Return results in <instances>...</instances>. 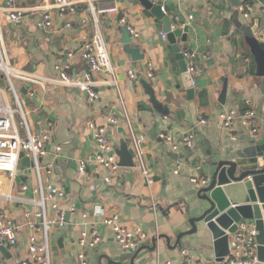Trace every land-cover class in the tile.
<instances>
[{"label":"crops","instance_id":"0c3cea01","mask_svg":"<svg viewBox=\"0 0 264 264\" xmlns=\"http://www.w3.org/2000/svg\"><path fill=\"white\" fill-rule=\"evenodd\" d=\"M16 1L20 5L28 2L40 5L44 0ZM246 1L253 4L255 11L250 19H243L239 7H234L231 0H163V10L174 20L172 27L179 43L184 26H191L183 50L195 54V95L192 98L188 97L172 45L168 38L166 41L161 36L165 33L163 21L145 9L139 0H87L77 5L75 13L65 16L55 9L52 11L54 25L50 29L37 27L42 11L28 12L18 25L6 28L5 45L10 63L34 78L15 82L31 131L35 135L43 132L52 135L47 143L50 153L43 160L55 167V173L45 176V182L53 183L66 193L61 207L69 213L68 225L63 229L55 228L51 233L54 264H77L78 239L93 223L99 226L102 240L91 250V264H116L112 261L121 264H219L212 251L206 255L210 261H205L201 254L202 244H211L210 236L203 239L200 234H192L184 237L181 244L175 246V243L180 232L191 228L186 207L190 205L192 211L197 200L191 178H206L213 170L212 161L233 155L252 140L264 143L263 78L256 76L252 55L239 43L243 32L234 20V14L238 13L242 23L254 25L258 21L259 35L264 37V8L260 6L264 0H240V4ZM112 6L120 7L119 15H97V24L107 42L114 68V75L104 71L97 73L99 98L90 101L83 91L47 81V77L57 76L55 66L58 63L68 64L73 78L88 69L80 51L84 41L96 30L92 8ZM120 18L140 34L138 39L133 38L140 46L143 60L134 61L124 49L119 27L126 23L121 24ZM69 22L72 27L67 26ZM70 52H74L73 57H67ZM149 68L153 71L152 78L146 77ZM130 70L135 72L137 80L130 78ZM141 78L147 79L159 100L169 106L167 116L150 105ZM225 81L227 95L225 103H221L219 98ZM2 90L12 98L9 90ZM249 108L257 112L255 123L259 133L256 137L242 128L243 113ZM230 109L237 112L235 132L239 139L236 141L230 137L231 130L220 122V113ZM112 116L119 119L118 126L109 125ZM17 121L20 122L19 117ZM91 122L108 126L115 151L125 139L135 155L129 134L132 130L141 136L140 149L152 183L135 165L121 167L119 180L107 184L104 180L107 171L93 159L95 139L89 126ZM19 130L25 138L26 131L20 124ZM191 130L195 134L194 144L185 147L182 137ZM165 133L173 135L180 147L178 152L161 136ZM57 144L62 146L59 153L54 152ZM171 154H176L177 158ZM82 159L88 161L85 175L78 170ZM37 185L38 177L31 164L28 168L20 162L14 182L6 171L0 170V207L8 209L19 225L24 223V210L30 207L28 201L36 198ZM8 195L13 198L8 200ZM74 206L76 209H72ZM115 213L128 226H138L151 235L134 260L130 253L120 248L111 228L103 223L105 217ZM28 231L21 228L16 246L0 243V264H21L27 256ZM161 235H168L171 245L166 238H160ZM154 238L158 239L156 248H146L153 245ZM60 239H63V248L59 246Z\"/></svg>","mask_w":264,"mask_h":264},{"label":"built area","instance_id":"2783aa9c","mask_svg":"<svg viewBox=\"0 0 264 264\" xmlns=\"http://www.w3.org/2000/svg\"><path fill=\"white\" fill-rule=\"evenodd\" d=\"M0 0V71L7 79L9 90L12 93L10 99L5 92L0 93V170L6 171L15 181L17 170L23 157H30L31 169L37 174L38 185L34 189L36 198L29 200L30 207L24 210L23 225L17 224L9 213V210L0 207V243L16 246L19 239L21 228L29 231L27 256L21 261V264H54V244L51 238L53 229H63L68 225L67 212L61 207L62 202L66 199V193L63 189L53 183L45 182V176L55 173V167L51 163L44 162L43 158L50 153L47 143L52 139L49 132H43L35 135L30 128L27 114L22 107L20 96L16 88V80L32 81V75L22 71L9 61L5 45V34L9 25H18L25 14L28 12L36 13L42 11L41 18L38 19L37 27L50 29L54 25L52 11L57 9L62 16L77 11V5L87 0H44L40 5L28 2L20 5L16 0ZM264 8V2H260ZM93 17L96 23V30L92 37L84 41L83 48L80 51L81 58L87 63L88 69L80 76L73 78L69 73L70 66L66 63H58L55 68L57 76L44 77L47 81L54 83L70 90H79L87 93L90 101L99 98L96 90L98 82L97 73L102 71L113 74L114 68L109 55L107 42L98 27V14H120L119 6L105 7L94 9ZM240 12L245 18L254 16L253 4L249 1L243 2L239 6ZM192 18V17H191ZM120 23H126L124 18H120ZM127 24V23H126ZM72 27V23L67 24ZM130 32L135 39L139 38V33L129 26ZM173 30V28H172ZM164 40L167 41V34L161 33ZM184 57L187 60V72L190 73L192 83L195 85L194 74L196 71L195 54L188 50H183ZM74 52L67 54V57H73ZM131 79L137 80L133 70L129 71ZM115 77V76H114ZM147 78L153 77L151 68L146 72ZM115 80V79H114ZM36 81V80H35ZM109 82V81H108ZM115 81H112L114 83ZM237 112L234 109L225 110L220 113V122L222 125L231 130V139L236 141L239 134L235 132V119ZM17 117L20 118L18 123ZM242 128L253 136H258V129L255 123L257 112L254 108H249L243 113ZM119 119L116 116L109 118V125L118 126ZM206 122V120H203ZM19 124L25 129L26 137L20 134ZM94 131L95 152L93 159L95 163L107 171L104 180L107 184H112L119 180V156L115 151L112 138L108 133L107 125H96L94 122L89 123ZM165 141L171 145L176 152L180 150L179 144L175 142L173 135L161 134ZM194 131H188L182 137V143L185 147H192L194 144ZM129 137L135 153V165L141 173L152 183L150 172L144 161L140 143L143 138L134 134L131 130ZM62 150L61 145H55L54 152L59 153ZM79 173L85 175L88 170V161L82 159L78 165ZM179 173V170H175ZM191 182L195 188H199L207 182L205 177H192ZM24 190L27 186L23 187ZM11 200L13 197H6ZM72 209H76L74 206ZM86 217V215H85ZM104 225L110 227L114 234V240L125 253H136L151 238V235L143 229L130 227L123 221L117 213L108 215L103 219ZM257 229L255 222L244 220L238 224V229L234 233H229L230 253L219 264H259L261 263L257 255ZM102 236L97 224H92L85 228L78 239L79 249L76 255L77 264H91V250L98 247Z\"/></svg>","mask_w":264,"mask_h":264},{"label":"water","instance_id":"95a60500","mask_svg":"<svg viewBox=\"0 0 264 264\" xmlns=\"http://www.w3.org/2000/svg\"><path fill=\"white\" fill-rule=\"evenodd\" d=\"M139 1L145 9L163 21V31L167 34L173 52L179 61V71L183 75L188 97L192 98L195 95V85L192 83L190 73L187 72V60L183 54L191 26L189 24L184 26V32L179 43L175 32L172 30L174 20L163 10V0ZM231 4L234 7H239L240 0H231ZM242 18L245 19V16L242 15ZM234 20L237 27L243 32L244 42L255 61L256 76L263 78L264 91V37L259 35L260 23L258 21L254 25L242 23L238 13L234 14ZM119 30L123 35L121 43L124 44V49L134 61L143 60L144 55L129 30V24L120 26ZM140 83L149 96L150 105L160 114L167 116L170 112L169 106L159 100L153 85L145 78H141ZM226 95L227 81L224 83L219 98L221 103H225ZM121 131L124 129L121 128ZM116 153L119 156L121 167L132 168L135 166L134 154L125 139L116 148ZM171 155L177 158L176 154ZM30 164V157L22 158V166L30 168ZM211 166L213 170L206 177L207 182L199 188H195L197 200L192 211L190 205L186 207L188 223L191 228L177 235L175 246L181 244L182 239L188 235L200 234L203 239L210 236L211 244L203 243L201 254L205 261H210L211 259L206 255L212 251L215 260L222 262L230 253L229 233H234L241 221L252 220L255 222L258 231L256 237L258 259L264 264V143L258 144L256 139L252 140L245 147L236 150L233 155L212 161ZM67 216L69 217V213ZM160 238H166L168 244L171 245V238L168 235H161ZM157 240L154 238L153 245L151 247L146 246V248L154 250ZM59 246L63 248V239L59 240ZM139 250L134 254L133 260L138 255ZM112 263L121 264L115 261Z\"/></svg>","mask_w":264,"mask_h":264},{"label":"rangeland","instance_id":"374dc122","mask_svg":"<svg viewBox=\"0 0 264 264\" xmlns=\"http://www.w3.org/2000/svg\"><path fill=\"white\" fill-rule=\"evenodd\" d=\"M0 88L2 89H6L9 90V84L7 79L4 77V75L2 74V72L0 71ZM10 91V90H9ZM10 95H12L11 91L9 93Z\"/></svg>","mask_w":264,"mask_h":264},{"label":"trees","instance_id":"16d2710c","mask_svg":"<svg viewBox=\"0 0 264 264\" xmlns=\"http://www.w3.org/2000/svg\"><path fill=\"white\" fill-rule=\"evenodd\" d=\"M239 43L241 44L242 47L247 48V50L249 51L248 47L246 46V44H245V42H244V38H242V40H241ZM201 95H202V94H201ZM203 95H204V94H203ZM245 112H246V111H245ZM134 254H135V253H131L130 256L133 257Z\"/></svg>","mask_w":264,"mask_h":264}]
</instances>
